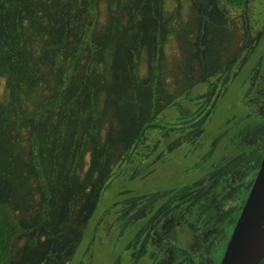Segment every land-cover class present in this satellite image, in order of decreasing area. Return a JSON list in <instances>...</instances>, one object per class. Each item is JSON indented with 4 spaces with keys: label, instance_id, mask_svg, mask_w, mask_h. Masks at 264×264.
<instances>
[{
    "label": "rangeland",
    "instance_id": "rangeland-1",
    "mask_svg": "<svg viewBox=\"0 0 264 264\" xmlns=\"http://www.w3.org/2000/svg\"><path fill=\"white\" fill-rule=\"evenodd\" d=\"M263 150L264 0H0L9 264H219Z\"/></svg>",
    "mask_w": 264,
    "mask_h": 264
},
{
    "label": "water",
    "instance_id": "water-1",
    "mask_svg": "<svg viewBox=\"0 0 264 264\" xmlns=\"http://www.w3.org/2000/svg\"><path fill=\"white\" fill-rule=\"evenodd\" d=\"M219 264H264V150Z\"/></svg>",
    "mask_w": 264,
    "mask_h": 264
},
{
    "label": "trees",
    "instance_id": "trees-1",
    "mask_svg": "<svg viewBox=\"0 0 264 264\" xmlns=\"http://www.w3.org/2000/svg\"><path fill=\"white\" fill-rule=\"evenodd\" d=\"M226 2L230 5H234V6H241V4L244 2V0H226ZM56 99L53 102L47 103L46 106L49 107H54L55 104L58 102V97H55ZM179 112L180 114L187 116L192 112V109H188L186 107H184L183 105L179 104ZM187 114V115H186ZM148 140V139H147ZM147 144L142 143L140 144V146L135 148V152H133V154L131 155L132 157L130 158V160H128L124 166L121 165L120 168L125 167L124 170L127 167V163H131L134 161V159H136V156L141 157L142 156V148L143 146ZM163 144H165V142H163ZM160 148V146L155 150V151H159L158 149ZM142 150V151H141ZM145 152V151H143ZM137 157V158H138ZM141 176V174L135 175L132 178L131 182H119L117 183L118 188L116 189V192L112 195L113 197V202L108 199L104 200H108L109 205L103 209L102 212V217L105 218V220H102L103 223H108V219L110 215H114L113 212L110 211H106L111 209L112 211H115L116 214H118L119 208L120 206L122 207V201H124L126 199L127 196H134L136 194L139 193L138 191V187H139V181L138 178ZM128 186L131 188L130 191L128 192L129 195H127V192L122 193V189L123 188H128ZM121 191V192H120ZM142 198V197H141ZM165 198V197H163ZM143 199V198H142ZM103 199H101L102 201ZM146 201V199H145ZM166 201V199H162L159 202L156 203V205L152 206L150 209H152V211L147 210L145 215L139 216L136 219L133 220H128V223H125V225H128L129 227H131V229H128V235H127V240L130 239L131 237H133L138 230L145 225L146 221L149 219V217L152 215L153 210L158 209L164 202ZM117 202V203H116ZM144 203V201H142ZM116 203V204H115ZM143 203H141V205H143ZM154 208V209H153ZM130 213H134V210H130ZM100 222V219H98V223ZM22 231V226L19 222V220L17 219V217L13 214V212L11 211V209L9 208V205L6 202L0 201V264H9L11 259H12V241L14 239V237H17ZM88 237L86 236V240L87 241Z\"/></svg>",
    "mask_w": 264,
    "mask_h": 264
}]
</instances>
